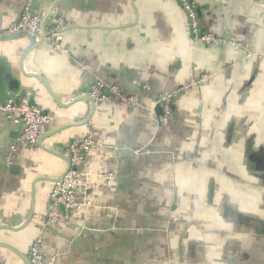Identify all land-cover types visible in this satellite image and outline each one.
I'll return each instance as SVG.
<instances>
[{
  "label": "crops",
  "instance_id": "crops-1",
  "mask_svg": "<svg viewBox=\"0 0 264 264\" xmlns=\"http://www.w3.org/2000/svg\"><path fill=\"white\" fill-rule=\"evenodd\" d=\"M27 2L72 25L66 52L45 44L23 56L26 40L0 41V103L24 93L52 116L49 130L70 124L43 140L52 152L92 131L101 146L92 172L120 180L96 187L90 177L80 202L93 207L62 209L44 230L55 183L41 179L59 177L66 162L21 148L18 126L0 116V226H22L34 198L29 224L0 229V241L28 257L39 238L56 264H264V0H198L203 29L235 45L194 41L176 0H0V31ZM28 74L63 104L100 77L139 105L101 106L85 124L87 101L61 107ZM178 88L174 117L159 126L157 96ZM0 264L23 263L0 247Z\"/></svg>",
  "mask_w": 264,
  "mask_h": 264
},
{
  "label": "built area",
  "instance_id": "built-area-1",
  "mask_svg": "<svg viewBox=\"0 0 264 264\" xmlns=\"http://www.w3.org/2000/svg\"><path fill=\"white\" fill-rule=\"evenodd\" d=\"M186 15L189 25V32L192 39L203 44H233L234 42L208 32L203 29L199 19L198 0H176ZM40 16L33 12L30 2H27L20 14L19 19L13 22L11 26L1 31L2 34L8 32L28 31L32 34H40ZM65 22L55 17L50 20L46 27L49 35L45 38V44L55 52L65 53L66 50L62 46L63 29ZM148 90L147 86H144ZM184 88H178L171 93L162 92L160 94V102L162 105V121L168 122L171 117V104L175 98L181 96ZM83 95L91 97L101 106L123 105L135 107L138 105L137 97L134 94L124 92L120 87L114 84H108L102 79H96L82 92ZM0 116L6 118L12 124L19 126L20 133L16 139L17 144L21 148L35 149L37 148V139L41 131L50 123L49 114L41 112V110L31 105L25 97L17 100L10 99L0 103ZM90 124V122L88 123ZM101 148L100 144L94 139L92 131L88 135L81 138H74L67 144L65 153L69 156L70 166L65 172L62 181L53 185L49 193V204L45 214L44 226H51L57 219L61 209H81L85 206H91L89 203L80 202L79 187L85 178L90 174V158ZM15 147L11 146L10 150ZM99 177L111 180L113 174H98ZM28 258L31 264H54V258H44L38 243L31 244L28 250Z\"/></svg>",
  "mask_w": 264,
  "mask_h": 264
},
{
  "label": "water",
  "instance_id": "water-1",
  "mask_svg": "<svg viewBox=\"0 0 264 264\" xmlns=\"http://www.w3.org/2000/svg\"><path fill=\"white\" fill-rule=\"evenodd\" d=\"M25 4H26V3H25ZM25 4H24V5H25ZM23 7H24V6H23ZM23 7H22V9H23ZM32 9H33V12L37 13V14L40 16V18H41L40 34H39V35L32 34V33L28 32V31L8 32V33H4V34H2L1 31H0V41H5V40H17V39H24V40L27 41L28 45H27V47L25 48V50H24V52H23V56H25L26 54H28V53H29L30 51H32L33 49L38 48V47H40L41 45H45V38L49 35V33L46 31V26H47L49 20H51L52 18H55V17L58 16V15H56L55 13L51 12L52 8H49V9H47L46 11H43V12H42V10L40 11L39 9L35 8L34 6L32 7ZM21 11H22V10H21ZM19 17H20V15H19L18 18H17L15 21H13V22H16V21L19 19ZM13 22H12V23H13ZM68 26L71 27L72 25L69 24V25L65 26L64 29H66ZM64 29H63V30H64ZM62 33H63V31H62ZM28 75H29V76H34V77L38 78V79L42 82V84H44V85L47 87V89L49 90V93H50V95L52 96V98L54 99V101H55L59 106H61V107L66 108V107L72 105V104L75 103V102L82 101V100L87 101V102L90 104V108H89L88 115H87L86 119L84 120V123H85V124H88V123L92 120V118L96 115V113H97V111H98V109H99L100 106L95 102V100H94L93 98L88 97V96L83 95L82 93H80V96H78L77 98H74L72 101H70V102L67 103V104H63V103L59 102V101L54 97V95L52 94L51 90L49 89L48 84L45 82V80H44L41 76L36 75V74H28ZM96 79H102V78L97 77V78H95V79L93 80V82H94ZM102 80H103V79H102ZM104 81H105V80H104ZM105 82H106V81H105ZM106 83H108V82H106ZM108 84H110V83H108ZM133 85H136V86H134V89L137 90V91H140V92H149L147 89L144 88V86H143V84H142L141 82L138 83V82H136V81H133ZM122 90H123V89H122ZM123 91H124V90H123ZM172 91H173V90H171V91H165V92H167V93H171ZM161 93H162V92H161ZM161 93L158 94V96H157V100H156V105H155V107L153 108V111L156 113V116H157V118H156V122L158 123L159 126H163L164 124H167L169 121H171V120L173 119V117H174V116H173V115H174V111H173V110H174V103H175V101H176V99H177V98H175V99L173 100L172 104H171V110H172L171 117L169 118L168 122L164 123V122L162 121V119H161V118H162V115H163L162 105H161V102H160V94H161ZM22 97H25L24 93H22ZM1 103H2V102H1ZM137 103H138V105H139V97H138V94H137ZM138 105H137V106H138ZM50 117H51L50 123H49V124H48V125H47V126L41 131V133H40V135H39V137H38V139H37V147H39V148H41V149H44V150H47V151H50V150H48L47 148H45V147L43 146V143H42L43 140H44L46 137H49V136H51V135H53V134H57L58 132L63 131L65 128L71 126L70 124H68L67 126H63V127H60V128H58V129H55V130L51 131V130H49V127L51 126V123H52V116L50 115ZM9 122H10V121H9ZM16 126H17V125H16ZM18 128H19V126H18ZM19 133H20V128H19V130H18L16 136L14 137L15 140L18 138ZM93 137H94V136H93ZM94 139H95V138H94ZM70 141H71V140H70ZM96 141H97V140H96ZM97 142H98V141H97ZM68 143H69V142H67V144H68ZM67 144H64V149L66 148ZM123 151H124L125 154L127 153V154H132V155H134V153L132 152V150H127V149L124 150V149H123ZM50 152H52V151H50ZM52 153L58 155V156L61 157L63 160H65V162H66V168H65L64 171L60 174V176L57 177L56 179H53V180H52V179L42 178L41 180H43V179H44V180H51V181H54V183H57V182H61V181H62V178H63L65 172L69 169L70 162H69V156H68V154H66L64 151L59 150L58 152L56 151V152H52ZM141 153H142V150L139 149L138 154L140 155ZM136 155H137V154H136ZM115 158H118L117 155L115 156ZM119 158H120V156H119ZM89 167H90V166H89ZM7 169L10 170V171L12 172V171H14V170L16 169V166H15V164H13V163L11 162L10 165L7 166ZM105 173H111V174H113V178H112L111 180H106V179L101 178V177L98 176V174H105ZM90 177H95L96 182H97L96 187H101L102 185L106 184L107 182H112V181L117 182V181L120 180V176H119V174H118L117 172H114V173H112V172H95V173H94V172H92L91 167H90V174H89V176H88L87 178L84 179L82 185L79 187V189H78V191H77V193L79 194V200H80L81 198L85 199V198L87 197V195H86L85 193H86V190L89 188L88 182H89ZM37 181H38V180H36L35 182H37ZM35 182H34V183H35ZM33 186H34V185H33ZM88 191H91V189H89ZM32 195H33V193H32ZM90 203H91V204H90L91 206H85V207H83V208L93 207L92 204H93L94 202H90ZM33 205H34V198H33V200H32V205H31V208H30L29 215H28L27 219L25 220V222L22 224V226H20L19 228H12V227H10V226L3 225V226H0V229H1V230H8V231H11V232H19V231L23 230V229L29 224V222H30V220H31L32 213H33ZM83 208H81V209H83ZM61 210H62V209H61ZM61 210H60L59 213H58L57 219L55 220V222H54L51 226H49V227H45V226H44V221H45V219H44V221H43V223H42V225H41V226L43 227L44 230H49V229H51V228L57 223L58 218H59V216H60V212H61ZM63 210H64V209H63ZM73 210H80V209H70V210H66V211H73ZM33 243H38V245H39V247H40V250H41V252L43 253V245H42V241L39 240V238H35V239L32 240V242L30 243L29 248H30L31 244H33ZM0 247L5 248V249L9 250L10 252H12L13 254H15V255H16V256L22 261L23 264H31V262L29 261V258L26 256V254H25L24 252H22V251H21L17 246H15L14 244H12V243H8V242H4V241H0ZM29 248H28V250H29ZM43 255H44V253H43ZM51 257L54 258V264H56V259H55V257H54V256H51ZM44 258H45V255H44ZM49 258H50V257H49ZM45 259H46V258H45ZM47 259H48V258H47Z\"/></svg>",
  "mask_w": 264,
  "mask_h": 264
}]
</instances>
